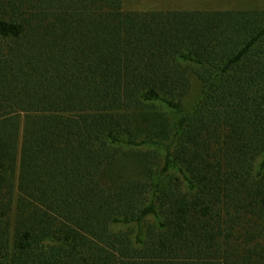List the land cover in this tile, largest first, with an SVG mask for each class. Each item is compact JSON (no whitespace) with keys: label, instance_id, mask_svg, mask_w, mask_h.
I'll use <instances>...</instances> for the list:
<instances>
[{"label":"trees","instance_id":"trees-1","mask_svg":"<svg viewBox=\"0 0 264 264\" xmlns=\"http://www.w3.org/2000/svg\"><path fill=\"white\" fill-rule=\"evenodd\" d=\"M0 264H264V6L0 0Z\"/></svg>","mask_w":264,"mask_h":264},{"label":"rangeland","instance_id":"rangeland-1","mask_svg":"<svg viewBox=\"0 0 264 264\" xmlns=\"http://www.w3.org/2000/svg\"><path fill=\"white\" fill-rule=\"evenodd\" d=\"M264 6V0H123V8L127 10L147 11L165 10L170 8L195 9L201 6ZM191 87L183 98L184 108L191 107L201 96V84L193 75L190 77Z\"/></svg>","mask_w":264,"mask_h":264}]
</instances>
